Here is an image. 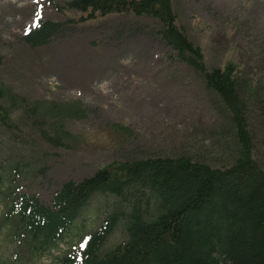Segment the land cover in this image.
Listing matches in <instances>:
<instances>
[{"label": "rangeland", "instance_id": "374dc122", "mask_svg": "<svg viewBox=\"0 0 264 264\" xmlns=\"http://www.w3.org/2000/svg\"><path fill=\"white\" fill-rule=\"evenodd\" d=\"M68 1L0 0V87L27 99L12 113L10 127L0 123V189L18 185L51 204L63 183L114 161L189 153L213 165L228 164L234 147L228 111L192 67L173 57L157 34V21L127 13L82 18L54 5ZM174 5L210 67L233 61L254 79L251 88L264 85V0ZM47 21L60 24L50 42L27 43L26 34ZM0 97L10 105L7 91ZM253 117L252 131L262 144L264 118L256 109ZM43 131L60 136L62 144ZM260 159L264 163V155ZM116 201L111 194L94 196L67 237L35 261L18 260L16 241L0 229V264L52 263L81 245ZM3 209L0 200V216ZM126 225L123 220L104 249L127 239Z\"/></svg>", "mask_w": 264, "mask_h": 264}, {"label": "trees", "instance_id": "16d2710c", "mask_svg": "<svg viewBox=\"0 0 264 264\" xmlns=\"http://www.w3.org/2000/svg\"><path fill=\"white\" fill-rule=\"evenodd\" d=\"M54 5L82 18L127 13L156 20L157 34L172 48L173 57L192 67L228 111L234 147L229 163L222 165L189 153L114 161L80 181L63 183L51 204L21 192L18 185L0 189L1 233L16 241L18 260L33 261L50 252L94 196L111 194L117 201L98 228L50 264H264V143L251 125L255 109L264 118V85L251 88L254 79L233 61L210 67L204 48L180 23L174 0H69ZM59 26L47 21L24 39L32 46L45 45ZM3 61L0 53V69ZM0 90L8 92L10 101L0 102V123L10 127L12 113L27 99L5 86ZM43 134L62 144L60 136ZM151 202L154 212H149ZM123 220L127 239L104 249Z\"/></svg>", "mask_w": 264, "mask_h": 264}, {"label": "snow or ice", "instance_id": "6c2138e0", "mask_svg": "<svg viewBox=\"0 0 264 264\" xmlns=\"http://www.w3.org/2000/svg\"><path fill=\"white\" fill-rule=\"evenodd\" d=\"M35 27H38L39 26V24L37 23L36 25H34ZM87 242H85V244H86ZM84 245H82V247H83Z\"/></svg>", "mask_w": 264, "mask_h": 264}]
</instances>
